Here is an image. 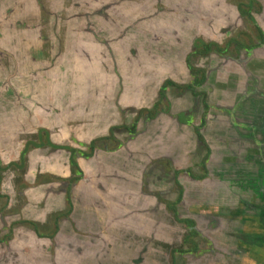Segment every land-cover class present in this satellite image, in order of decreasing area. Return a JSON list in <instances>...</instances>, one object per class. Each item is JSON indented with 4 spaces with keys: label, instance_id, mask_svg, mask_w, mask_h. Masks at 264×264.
Wrapping results in <instances>:
<instances>
[{
    "label": "crops",
    "instance_id": "0c3cea01",
    "mask_svg": "<svg viewBox=\"0 0 264 264\" xmlns=\"http://www.w3.org/2000/svg\"><path fill=\"white\" fill-rule=\"evenodd\" d=\"M237 9L228 0H0V159L16 160L23 152L26 178L36 173L45 177L38 187L17 189L28 200L46 203V213L30 221L34 235L51 238L56 219L49 233L41 227L54 209V216L69 215L71 222L65 223L73 224L68 228L84 240L77 244L83 247L105 237L109 220L103 214L115 220L119 201L134 219L150 214L155 217L148 220L156 222L162 204L154 189L162 193L165 190L156 185L165 182L167 172L177 174L176 114L190 100L178 89L194 77L191 61L205 58L204 51L194 55L196 42L218 45L232 40L225 19L228 10L231 14ZM254 45L245 50L250 56L245 64V55L238 51L237 57H229L243 80L255 70ZM233 46L241 45L234 41ZM220 67L218 78L226 80L229 74H222ZM257 89L244 94L250 111L242 101L230 106L227 120L235 130L233 137L221 139V132H212L210 118L209 136L197 131L209 147L207 153L213 151L215 159L222 154L223 168L209 173L206 196L210 199L217 187L225 191L221 200L227 208L222 206L217 217L230 222L219 233L233 246L223 250L234 252V264H264V130L260 134L248 120H258L264 93ZM235 111L244 119L236 120ZM189 120L186 116L184 125L189 126ZM230 138L245 144L240 154L234 153L241 159L240 168L232 170L227 167L234 150ZM219 144L221 152L216 150ZM180 168L188 170L190 164L183 162ZM77 172L80 177L69 187V177ZM230 182L233 210L231 195H226ZM6 187L14 190L13 185ZM195 189L204 194L202 184ZM93 197L104 206L93 211ZM189 201L191 206L197 203ZM205 204L212 206L210 201ZM206 214L213 216L211 211Z\"/></svg>",
    "mask_w": 264,
    "mask_h": 264
},
{
    "label": "rangeland",
    "instance_id": "374dc122",
    "mask_svg": "<svg viewBox=\"0 0 264 264\" xmlns=\"http://www.w3.org/2000/svg\"><path fill=\"white\" fill-rule=\"evenodd\" d=\"M228 1L235 3L239 8L237 12L230 14V10H228L226 14V28H232L228 31L227 37L232 40L221 42L218 45L214 42H196L194 49L197 53L194 55H199L204 51L205 58H201L200 62H192L193 55L190 54L188 57V60L191 61V68L195 69L197 74H192L194 77L178 89L180 94L183 93L185 97L190 95V100L188 103L186 102L183 109L180 106L176 114H179L178 117H180L178 118L180 154H178L177 174L173 180L169 177L163 178L165 182L156 185L160 190H165L162 193H159L156 188L154 189L158 202L160 201L162 204L159 209L160 215L156 213V222L148 220L149 216L155 217L150 214H142L138 220L134 219L128 211L129 207L122 206L119 201L116 202L119 204H116V209L120 211L119 213L114 211L113 214L116 217L115 220H112L111 215L103 214L109 220L106 224L107 229L103 230L105 237L96 238L97 240L89 239L93 243L86 245L84 243L83 247L75 244V239L69 237L74 236L72 235L74 233L68 228V226L73 227V224H69L71 218L69 215H65L66 212L54 216V209L46 214V222L42 223L44 226L41 227L44 231L41 230V232L49 233L51 223H53V219H56L54 220L58 225L56 234L53 238L36 236L32 233L30 221L35 216L46 213V203L33 202L28 200V197L18 194L17 189H24V185H20L19 181L14 185L10 183L11 173L20 174L22 171L15 168V171L10 170L7 175H4L3 186L0 188L3 190L0 197V264H234V252H224L223 250H228L233 246L219 233L222 232L220 230L229 228L230 222H226L225 219L219 220L220 217H217L218 215L222 216V206L227 208L224 205L225 200H221L224 198L225 191L217 187L216 191L212 192L210 199L206 196L210 184L207 180L211 177L209 173L212 171L217 173V169L223 168L219 158L222 157V154H215L217 159L212 156L213 151L211 152V150L206 154L209 147L203 139L199 138L197 131L204 136H209V133L206 134V132H209L210 127L207 126H210L211 123L208 122V125L206 123L210 118L213 119L212 132H221V139H225V135L233 137L235 130L227 120L231 119L228 114L230 106L235 107L242 101L243 105L247 107L250 102L249 96L244 94L250 88H253L252 91L258 88L257 90L264 93V0ZM220 13L216 14L221 15V18L225 17V14ZM251 32L253 35H250ZM234 41L239 42L241 46L234 47ZM249 43L256 44L253 46V48L255 47L253 50L255 70L252 71L251 78L243 80L236 75L229 57H237L235 56L237 51L244 56L245 50L249 49ZM258 43L262 46H259ZM223 44H227L226 48ZM248 57L250 56L243 57L244 64L245 61H249ZM223 59L225 61H221ZM218 66H223L220 67L222 74H229H227L226 80L222 77L218 78L216 73ZM213 67H215L213 71L210 70ZM253 76L257 78V82L254 81ZM175 88L177 87L175 86ZM213 88L219 90L214 92ZM222 90L224 92H221ZM161 106L168 107L170 105L166 106V102L165 104L161 102ZM247 109L250 111L249 106ZM240 114L238 111L234 112L236 120L244 119ZM186 116L190 118L189 126L184 125ZM248 120H252L251 123L259 129L261 134V131L264 130L261 122L251 117H248ZM246 124H250V122L246 121ZM229 127L232 128L230 133ZM221 143H225V140ZM232 143L234 144L232 146L234 148L232 150L233 158L231 164L227 166H232L231 170L235 166L240 168L241 159L236 154H240L245 145L243 142L235 143L233 139ZM216 146H218L216 150L221 152V145ZM246 151L247 149L244 150V153ZM183 162L190 164L188 170L180 168ZM34 173L36 172L32 171V174ZM42 178L44 179V176L40 178L37 173L28 175V186L38 187ZM192 179L196 181L193 182ZM199 184H202L205 195L196 189V191L193 190ZM6 185H13L17 192L9 190ZM233 186L234 183L230 182L226 193V195H231L232 200L228 203L232 210L235 202ZM124 187L126 186L124 185ZM135 190L137 189L135 188ZM121 193L124 195L123 192ZM176 194L177 199L175 198ZM190 198L197 201L194 206L188 204ZM92 199L91 208L93 211L97 207L100 209L104 206V203L95 197ZM133 201L130 198L129 203L132 205ZM209 201L212 206L205 204ZM164 203H171V206L166 207ZM130 208L132 210L133 207ZM208 211H211L213 216H208L206 214ZM159 218L162 220L161 226L158 224ZM67 221H70L68 226L65 223ZM8 233H10L9 236ZM82 242L84 240L78 239V244Z\"/></svg>",
    "mask_w": 264,
    "mask_h": 264
},
{
    "label": "flooded vegetation",
    "instance_id": "af4514ba",
    "mask_svg": "<svg viewBox=\"0 0 264 264\" xmlns=\"http://www.w3.org/2000/svg\"><path fill=\"white\" fill-rule=\"evenodd\" d=\"M192 70H194V69H192ZM192 70H191L192 74H197L196 70L195 71H192ZM163 97H164V95H163ZM178 116H179V114H178ZM178 118H180V117H178ZM27 144H29V142H27ZM27 144H26V147H27ZM206 154H207V152H206ZM25 157H26L25 154H23V152H22V154H20L16 160L2 161L0 159V188L3 186L4 175H7L10 172V170L13 171L15 168H16V170L20 169L22 171H21L20 174H17V173L15 174V172L11 173V175H10V180H11L10 183L14 185L15 182L19 181L21 183V185H24V187H23L24 189L29 187L28 186V179L25 176V173H26V169H25L26 158ZM80 174L81 173L79 172V175H78V172H77V173H74L72 176H70L69 177L70 179H68V184L67 185L70 187L71 183L75 180V177L79 178ZM38 177L41 178L42 175L40 176V174H39ZM167 177L173 178V177H175V174L174 173L171 174L170 172H167V174L164 175V178H167ZM42 180L44 181L45 177H44V179L42 178ZM6 186H8V185H6ZM68 186H67V189L69 188ZM66 195L67 196L65 198V202H66L65 205L67 206V211L69 210V212H70V210H71L70 209L71 200H70V197L68 196V194H66ZM0 197H1V194H0ZM59 214H61V213H59ZM58 215H56V216H58ZM57 229H58V225L56 223V224H54V229H53L54 232H53V234L50 235L51 238H53V236L56 234ZM9 234L10 233H8V236H9ZM70 238L75 239V244H78V238H76L74 236H71Z\"/></svg>",
    "mask_w": 264,
    "mask_h": 264
},
{
    "label": "trees",
    "instance_id": "16d2710c",
    "mask_svg": "<svg viewBox=\"0 0 264 264\" xmlns=\"http://www.w3.org/2000/svg\"><path fill=\"white\" fill-rule=\"evenodd\" d=\"M195 71V70H192ZM263 98L260 97V108L258 109L257 121L264 124V94H261ZM264 126V125H263Z\"/></svg>",
    "mask_w": 264,
    "mask_h": 264
}]
</instances>
